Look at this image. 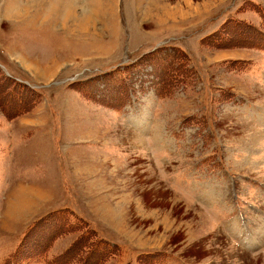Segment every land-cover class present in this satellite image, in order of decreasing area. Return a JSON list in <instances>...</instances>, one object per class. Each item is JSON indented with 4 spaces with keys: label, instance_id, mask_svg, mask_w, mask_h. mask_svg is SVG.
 Segmentation results:
<instances>
[{
    "label": "rangeland",
    "instance_id": "1",
    "mask_svg": "<svg viewBox=\"0 0 264 264\" xmlns=\"http://www.w3.org/2000/svg\"><path fill=\"white\" fill-rule=\"evenodd\" d=\"M263 16L0 0V264H264Z\"/></svg>",
    "mask_w": 264,
    "mask_h": 264
},
{
    "label": "trees",
    "instance_id": "2",
    "mask_svg": "<svg viewBox=\"0 0 264 264\" xmlns=\"http://www.w3.org/2000/svg\"><path fill=\"white\" fill-rule=\"evenodd\" d=\"M264 17V16H263ZM243 28V27H242ZM255 33V32H254ZM264 36V35H263ZM233 41H236V39L234 38L233 39ZM260 42H261V44H262V46H264V39H260ZM149 58V57H148ZM161 72V70H159V72H158V79L160 80L161 78L159 77V73ZM116 73V72H115ZM123 73H124V75H126V73H127V70H125V71H123ZM123 73H121V74H123ZM8 76V75H7ZM120 76H116V77H114L113 75H109L108 76V78L109 79H111L113 82H116V81H118V80H121L120 78H119ZM6 78H8V77H6ZM15 81H17V80H15ZM166 82V81H165ZM17 83L18 84H25V83H23V82H21V81H17ZM159 84H160V87H157L158 88V93H160L162 90H160L161 89V87H162V84H163V79L159 82ZM109 98H111V99H114L113 98V96H108ZM145 254H150V252H148V253H145Z\"/></svg>",
    "mask_w": 264,
    "mask_h": 264
},
{
    "label": "bare ground",
    "instance_id": "3",
    "mask_svg": "<svg viewBox=\"0 0 264 264\" xmlns=\"http://www.w3.org/2000/svg\"><path fill=\"white\" fill-rule=\"evenodd\" d=\"M60 5H62L64 11L67 9V6H68L67 1H66V3L65 2L64 3H60ZM67 15H68L67 17H69L67 19H70L71 20L72 14L68 13ZM90 18H91L90 15L89 14H86L85 16H83L82 19H80L81 21H79L78 25L81 28H87V25H88L89 21L91 20Z\"/></svg>",
    "mask_w": 264,
    "mask_h": 264
},
{
    "label": "crops",
    "instance_id": "4",
    "mask_svg": "<svg viewBox=\"0 0 264 264\" xmlns=\"http://www.w3.org/2000/svg\"><path fill=\"white\" fill-rule=\"evenodd\" d=\"M136 121H137V122H142V121H144V119L142 120V119L140 118V119H137Z\"/></svg>",
    "mask_w": 264,
    "mask_h": 264
}]
</instances>
